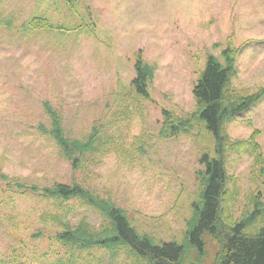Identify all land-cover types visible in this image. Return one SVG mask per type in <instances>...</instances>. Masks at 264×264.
Masks as SVG:
<instances>
[{"label": "rangeland", "instance_id": "1", "mask_svg": "<svg viewBox=\"0 0 264 264\" xmlns=\"http://www.w3.org/2000/svg\"><path fill=\"white\" fill-rule=\"evenodd\" d=\"M35 18L53 28L31 27ZM230 46L239 50L233 86L257 92L264 87V0H0V264L67 260L55 241L57 213L101 225L100 214L82 202L64 209L41 197L57 183L113 202L158 241L181 243L200 160L215 141L204 128L164 138L163 111L190 115L209 58L225 65ZM141 52L155 69L148 99L132 88ZM45 103L69 139L99 134L96 151L79 165L40 130L51 128ZM255 131L264 152V98L228 125L234 141ZM253 165L250 155H231L228 214L237 218L253 211L259 195L264 203V175ZM2 175L40 191H11ZM263 227L264 216L253 232ZM204 240L203 264H216L219 248L210 234ZM83 264L133 262L98 252Z\"/></svg>", "mask_w": 264, "mask_h": 264}, {"label": "trees", "instance_id": "2", "mask_svg": "<svg viewBox=\"0 0 264 264\" xmlns=\"http://www.w3.org/2000/svg\"><path fill=\"white\" fill-rule=\"evenodd\" d=\"M31 27L53 28L49 20L40 18L33 19ZM222 54L225 65L213 56L209 58L194 87L196 107L190 115L184 118L168 110L163 111L161 136L164 138H177L190 134L194 129L204 128L215 141L214 152H204L200 160L204 169L198 174V191L182 242L158 241L133 226L127 212L113 202L93 195L80 185L57 183L52 188H45L41 197L64 209L68 203L82 202L97 211L102 222L96 228L87 216L73 223L69 219L64 220L59 213L54 215L53 225L59 229L55 241L67 257V260L58 259L55 264H83L98 252H107L112 258L123 254L133 264H203L206 234L212 236L219 248L216 264H264V227L259 233L253 232L258 220L264 216L260 195L254 201L253 211L243 218L228 214L229 204L234 202L233 193L229 191L231 155H250L253 171L259 170L264 175L260 131H255L248 139L234 141L228 125L264 98V87L253 94L235 88L232 79L237 70L239 50L230 46ZM135 69L136 77L132 81L134 94L148 99L155 69L144 61L142 52ZM45 109L51 128L40 125V130L58 145L65 160L77 166L81 159L96 151L97 131L87 141L71 140L65 135L58 112L48 103H45ZM2 178L9 181L11 191L17 188L18 192L24 191L23 195L40 191L18 178L11 179L6 175Z\"/></svg>", "mask_w": 264, "mask_h": 264}]
</instances>
